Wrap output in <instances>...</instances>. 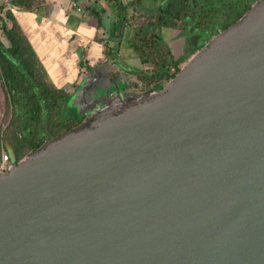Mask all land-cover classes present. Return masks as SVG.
<instances>
[{"label":"water","instance_id":"1","mask_svg":"<svg viewBox=\"0 0 264 264\" xmlns=\"http://www.w3.org/2000/svg\"><path fill=\"white\" fill-rule=\"evenodd\" d=\"M0 173V264H264V0L157 92Z\"/></svg>","mask_w":264,"mask_h":264},{"label":"trees","instance_id":"2","mask_svg":"<svg viewBox=\"0 0 264 264\" xmlns=\"http://www.w3.org/2000/svg\"><path fill=\"white\" fill-rule=\"evenodd\" d=\"M37 1L14 0L12 5L31 10ZM142 1L130 0V4L124 6L120 0H113L117 9L113 32L117 33L125 26L131 28L128 47L143 67L136 72V77L145 88V94H151L159 91L186 63L182 57L175 58L171 54L151 26L178 30L180 34L204 33L205 43L239 20L260 0H156L152 5L155 9L152 17L140 12L144 10L140 8ZM107 9L103 3L88 7L97 26L103 23L105 17L102 16L109 12ZM138 15L150 20L145 25L135 24ZM1 26V35L7 44L0 40V89L4 103L0 117L7 109L12 119L7 124L8 130L1 134L0 142L5 141L4 151L16 163L44 143L87 123L80 125L70 115L66 92L43 81L16 26L11 25L9 29ZM103 45L105 55L110 56L112 48ZM112 75L118 79L117 74Z\"/></svg>","mask_w":264,"mask_h":264},{"label":"crops","instance_id":"3","mask_svg":"<svg viewBox=\"0 0 264 264\" xmlns=\"http://www.w3.org/2000/svg\"><path fill=\"white\" fill-rule=\"evenodd\" d=\"M73 1L81 7L80 12L70 7V0H39L31 10L11 2L0 10V30L1 25L6 29L16 26L42 78L66 92V103L71 102L76 114L88 119L102 110L131 103L127 98L146 92L125 83L135 79L140 65L128 47L131 33L126 35L125 31L130 27L113 32L117 11L113 0ZM120 2L130 4V0ZM99 3L106 9L111 4L113 11L106 12L103 23L97 26L88 7ZM104 43L112 48L110 56L105 55ZM113 73L118 74V82Z\"/></svg>","mask_w":264,"mask_h":264},{"label":"rangeland","instance_id":"4","mask_svg":"<svg viewBox=\"0 0 264 264\" xmlns=\"http://www.w3.org/2000/svg\"><path fill=\"white\" fill-rule=\"evenodd\" d=\"M155 1L156 0H143L141 2L140 8L142 7L144 10H141L140 12H142L143 15H147L148 14L147 16L152 17L153 12L155 11V9H154V7L152 5H153V2H155ZM109 7L110 8L108 9V11L112 12L113 10H111V9L113 8V6H111V4H109ZM147 20H150L149 17H145L144 18L143 16L140 17L138 15V17H136L134 22H135V24H139L140 23L142 25H145ZM150 29L158 37H160L163 40V42L168 47V49L171 52V54L175 58L182 57L184 63L191 57L193 52H196L197 50L201 49L207 43V42L204 43V41H205L204 33L195 32V33H190V34H183V33L180 34V32L178 30H174V29H172V30H163V29L157 28L155 25L151 26ZM130 33H131V28H128L125 31V34L127 35V34H130ZM0 40L5 45L7 44V42L4 41V38L1 35V31H0ZM109 43H108V45H110ZM142 68H143L142 66H139L137 70L139 71ZM117 76H118V74H117ZM133 76H135V79L132 78V81H127L125 83H127V84L128 83H130V84L133 83L136 91H138V92H140L139 88H142L144 90L145 88L138 82L136 74H134ZM115 79H117V78L115 77ZM118 80L119 79H117V82H118ZM43 81H45V80L43 79ZM45 82L47 83V81H45ZM138 83L141 85V87H138L139 85H135V84H138ZM130 84H129V87H132ZM117 88H118V86H117ZM127 100H129L130 102H133L135 100V97L127 98ZM71 104H72L71 102H69L67 104L68 112L70 113V115H72L73 118L76 117V116L79 117L76 114L77 110ZM3 109H4V103H3V100H2V92H0V114L2 113V111H4ZM11 119H12V117L10 116L9 111L6 109V111L4 112V115L2 114V116L0 117V136H1V134H4L3 133L4 130H8L7 124L9 122V120H11ZM6 145H7V143H6ZM4 146H5V141H1L0 142V151L2 150L4 153H6L4 151ZM21 159H23V158H21Z\"/></svg>","mask_w":264,"mask_h":264},{"label":"built area","instance_id":"5","mask_svg":"<svg viewBox=\"0 0 264 264\" xmlns=\"http://www.w3.org/2000/svg\"><path fill=\"white\" fill-rule=\"evenodd\" d=\"M12 1L14 0H0V6H8ZM69 5L71 8H73L76 12L81 11V7L77 4L76 1L70 0ZM171 73H174V71L171 69ZM11 160L8 157L7 153H4L2 150L0 151V173H5L12 165L10 162Z\"/></svg>","mask_w":264,"mask_h":264},{"label":"flooded vegetation","instance_id":"6","mask_svg":"<svg viewBox=\"0 0 264 264\" xmlns=\"http://www.w3.org/2000/svg\"><path fill=\"white\" fill-rule=\"evenodd\" d=\"M121 107H119V106H117L116 107V109H117V111H119V109H120ZM113 109H115V107H113ZM74 119L75 120H77L79 123H80V125H83V124H85V123H89V121H90V119H91V117H88V119L86 118H83V117H81V116H79V117H74ZM12 161V160H11Z\"/></svg>","mask_w":264,"mask_h":264}]
</instances>
